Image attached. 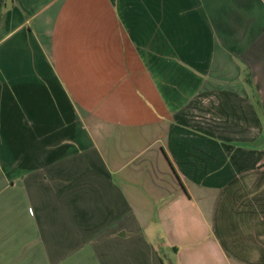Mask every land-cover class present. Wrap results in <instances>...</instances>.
I'll return each mask as SVG.
<instances>
[{
  "label": "crops",
  "instance_id": "0c3cea01",
  "mask_svg": "<svg viewBox=\"0 0 264 264\" xmlns=\"http://www.w3.org/2000/svg\"><path fill=\"white\" fill-rule=\"evenodd\" d=\"M0 264H264V0H0Z\"/></svg>",
  "mask_w": 264,
  "mask_h": 264
}]
</instances>
